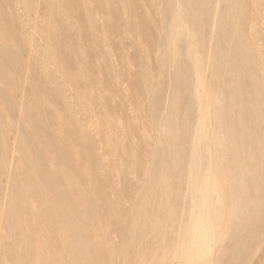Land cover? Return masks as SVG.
Segmentation results:
<instances>
[{
	"label": "rangeland",
	"instance_id": "obj_1",
	"mask_svg": "<svg viewBox=\"0 0 264 264\" xmlns=\"http://www.w3.org/2000/svg\"><path fill=\"white\" fill-rule=\"evenodd\" d=\"M90 1L108 6L0 0V264H151L162 240L171 252L190 209L204 207L193 189L195 160L188 152H207L206 175L229 173L232 155L213 157L217 105L202 99L207 138L200 141L201 115L192 102L195 90L202 98L213 84L215 52L229 41L220 30L229 11L242 21L240 44H252L253 76L264 86V0ZM169 33L172 43L165 39ZM195 72L202 80L196 88ZM216 73L222 98L228 68ZM239 90L249 104L264 102L248 78ZM237 103L234 118H242V132L264 131V113L254 122L246 104ZM171 123L173 149L182 146L186 153L167 172L166 203L154 196L160 189L155 164L170 160L164 132ZM263 158L255 153L257 163ZM263 178L249 182V198L264 196ZM205 186L211 190L213 182ZM162 209L172 213L175 227L158 213ZM139 210L141 235L131 227ZM262 211L257 219L234 221L237 227L213 251L221 254L217 264H264ZM151 221L162 224L159 238L148 233ZM173 259L168 264L184 262Z\"/></svg>",
	"mask_w": 264,
	"mask_h": 264
},
{
	"label": "bare ground",
	"instance_id": "obj_2",
	"mask_svg": "<svg viewBox=\"0 0 264 264\" xmlns=\"http://www.w3.org/2000/svg\"><path fill=\"white\" fill-rule=\"evenodd\" d=\"M86 1L90 7L95 6V5L98 7H102V6L107 7L108 6L107 1L104 4L101 2L94 3L93 1H90V0H86ZM176 3H178V2H176ZM176 12H177V8H176ZM199 22H201V20H199ZM52 23L54 24L55 21L52 20ZM241 24H242V21L236 22V19L232 18L231 11H229L226 14L225 19L221 24L222 28L220 30H221V33L224 36H226V39L229 41H225L223 44V47L221 49L219 48V50L215 52V58L218 60L215 61L214 66L212 65V67H211V68H213V72H214L213 73V77H214L213 78V84L211 85V88L207 92V95L203 96L202 98H200V96L197 95L196 90H195L194 94L192 95V102H193L194 106L198 109V114L201 115V117H199L198 123L196 125V129H197L196 130V137H198L200 141L205 140L207 138V134L204 131V125H205L204 119H205V117H204V115H202L203 112L201 113L202 99L204 98L203 102L206 104L212 103V105H214V104L217 105L216 110H215V114L218 117V118H216V121L217 122L219 121V123H218L219 127H218V130H216V132L212 135V137L210 139L214 143V152L215 153H213V157L216 161H218L219 159L225 160L229 155H232L231 162H229L230 165L227 167L228 172H229L227 174L228 176L225 177L223 175V173L220 171L215 173V175L213 174L214 177H213V175H212V177L206 175L208 172L206 173V171L204 169V164H205L204 161H205V156H207V152H205L203 150V152L201 154H198L199 157L197 156V150H198L197 148L195 151L191 150L190 152H188L189 157L190 158L194 157V160H195L194 164H193V166H195V173H194L195 175H191V176H194L192 178V183H193V187H194L193 189L195 190L196 193L200 194L201 197L199 198L198 202H200L201 204H204V207H200L199 209H195V208L190 209L188 216L186 215L187 219H189L190 222L185 227V231L183 233L182 239L180 240L179 243L175 244L172 247L173 249L171 252L166 251L167 247L162 244L163 240L162 241L160 240L161 242L157 246V251L155 250L156 252H154V255H152V257H151V264H168L169 261H171L173 258H174L173 260H175V258L176 259L178 258V261H180V262L184 261L182 264H217V260H219L221 254L218 252H217V254L213 253V251L215 250V247H217V245H220L223 242V240L228 235V233L233 228L237 227V225H233L234 221H238L239 219H241V221L245 220V219L247 220L251 217L254 219H257L262 214L261 212H263L262 210L264 209V196L258 197V201L256 199L249 198L248 194H247V191H248L247 186L249 187V182H254V181L256 182L258 176L264 177V174L261 175L262 169L259 167L260 165H264V158H263V161L261 163H257V161L255 160V153H259V154L264 155V131H261L258 134H252V135L246 136V134H244L239 127L242 118H234L235 112H233V109L236 105V102H238L237 104H241V103L246 104L248 111L250 112L251 116L253 117L254 122H256L260 118L263 119L262 113H264V111H263L264 110V102L261 103L262 102L261 101L259 103L249 104L240 96V93H239L240 81L244 80V78H248V79H250V82H251L252 92L257 94L259 97H264V86L262 84H259L257 82V80H255V76H253L254 75L253 72L256 69V66H255L256 61L253 59L254 48H253L252 44L248 43V42H246V44H245L246 46L240 44L241 41L244 39V35H243L244 32L241 31ZM200 28H201V26H199L197 24L195 29L199 31ZM181 29H183V28L181 27ZM202 29L203 28H201L200 30H202ZM169 30H171V29H169ZM247 31H248V29H247ZM34 35H35V32H34ZM229 35H230V38H229ZM165 39L167 41H169L170 43H172L171 42L172 41V35L170 33L166 35ZM232 41H234V42L236 41V42H238V44H232ZM201 44H199V45H201ZM195 46H197V45H195ZM104 51H105V49H104ZM107 52H109V51L107 50ZM98 54H100V53H98ZM222 57H228L230 60L226 62V61L222 60ZM234 58H237V60ZM0 59L2 60V58H0ZM112 60H113V58H112ZM217 62H219L220 65L216 64ZM222 65L224 66V68H228V73H227V78L221 84L223 86V91H224L225 96L220 98L221 93L219 94L217 92V89L220 87H219V82H218V74L216 73V71H217V67L218 68L220 66L222 67ZM135 68H136V66H135ZM198 70H200V69L198 68ZM198 73H201V72H198ZM198 73L197 72L194 73V76H195L194 86H195V88L198 87L199 85H202V80L198 76ZM236 97L238 99H236ZM218 105H220V106H218ZM171 108L176 109V102L175 101L172 103ZM103 109H105V108H103ZM177 109H178V107H177ZM206 109L208 110V108H206ZM97 111H98L97 108H96V110L94 109L93 114L95 117V121L98 123V125H100L101 121L99 120V115H97V113H96ZM85 115H87V114H85ZM221 117H226V119L224 120ZM119 126H120V124H119ZM25 127H26V125H25ZM171 127H172V123L169 125V128L166 129L164 132L165 133V142H166L167 148L169 150V155H171L170 160H167V161L160 160L159 162L156 160L157 162L155 164L157 167V170L159 171V173H158L159 176H158L156 183L158 184L160 189L158 190V194H156L154 196L157 199H160L163 201L166 200V203H167V199H169V197H170V192L167 188L168 187L167 177H166L167 172L172 167L174 169V167L180 166L182 164L183 160L185 159L184 154L186 153L185 150H183L182 146H180L179 151L173 149L172 141L170 140L171 139L170 138ZM44 129H46V128H44ZM198 138H196V139H198ZM148 140L150 142L149 138H148ZM252 144L257 145V148L255 150L250 151L249 147ZM133 152H134V149H133ZM181 154H182V156H180ZM135 155H136V153H135ZM200 156H202V158H200ZM143 164H144V162H143ZM106 166H107V164H106ZM110 166H108V167H110ZM123 166H124V164H123ZM209 166H210V164H209ZM216 166H219V164L217 163ZM234 172H236L237 174H234ZM244 175H247V176L243 177ZM116 180H117V178H116ZM209 180H211V182H213V188L211 190H209L207 188V186H205L209 182ZM218 180H222V182L219 184ZM261 181H263V185H264V178L261 179ZM118 185L119 184H117V186ZM31 186H34V185H31ZM203 186H205V187H203ZM151 191H152V188H151ZM209 193H210V196H212V201L207 202L206 198L208 197L207 195ZM116 206H117V203H116ZM158 213L162 214L165 221L167 223L171 224V227H175V218L168 209H162ZM142 215H143V211L139 210L138 213H136V215H135L137 218L134 220V222H132V226H131L132 231L133 232L136 231V234H140V235H141V232L144 230V228L142 227V224L139 223ZM178 222L181 223L180 220ZM150 225H151V228L149 229L150 231L148 233H153V234L156 233L158 235V238H159L160 232H158V231H160L162 229V224L157 223L156 221H151ZM129 231L131 232V229ZM178 231H179V229H178ZM180 232H182V231H180ZM148 235L151 236V234H148ZM161 238H163L162 235H161ZM27 241H28V239H27ZM28 246L30 247L31 244L29 243ZM139 246H140V244H139ZM141 248H142V246H141ZM61 249H62V247H61ZM214 256H216V257L213 258ZM213 261H216V262L214 263Z\"/></svg>",
	"mask_w": 264,
	"mask_h": 264
}]
</instances>
